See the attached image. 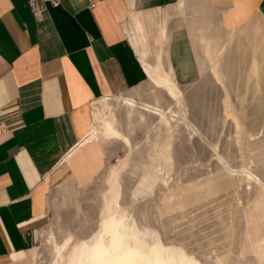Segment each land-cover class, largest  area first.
<instances>
[{"label": "rangeland", "instance_id": "obj_1", "mask_svg": "<svg viewBox=\"0 0 264 264\" xmlns=\"http://www.w3.org/2000/svg\"><path fill=\"white\" fill-rule=\"evenodd\" d=\"M195 1L181 2L185 14L171 7L156 16L170 33L186 17L211 19L209 69L182 76L168 51L164 75L149 78L161 52L148 41L156 50L145 59L143 82L84 110L100 167L81 184L66 179L49 188L26 264H68L63 257L99 231L114 196L138 228L199 264H264V21L256 0L235 23L224 22L230 0ZM126 98L152 109L131 110Z\"/></svg>", "mask_w": 264, "mask_h": 264}, {"label": "crops", "instance_id": "obj_2", "mask_svg": "<svg viewBox=\"0 0 264 264\" xmlns=\"http://www.w3.org/2000/svg\"><path fill=\"white\" fill-rule=\"evenodd\" d=\"M182 1L56 0L53 7L34 0L31 11L27 0H0V264H26L50 187L66 179L81 184L100 167L94 146L84 164L72 157L84 140V110L140 85L156 48L161 55L149 78L164 75L168 51L182 76L209 69L213 21L186 17L170 33L156 16L171 7L185 14ZM227 4L224 22L235 23L253 2ZM254 10L264 21V0Z\"/></svg>", "mask_w": 264, "mask_h": 264}, {"label": "bare ground", "instance_id": "obj_3", "mask_svg": "<svg viewBox=\"0 0 264 264\" xmlns=\"http://www.w3.org/2000/svg\"><path fill=\"white\" fill-rule=\"evenodd\" d=\"M256 30L258 28L253 30L254 34ZM256 35L254 37L259 38ZM253 41L254 46L259 44L255 39ZM98 102H108V99L104 98ZM125 104L131 110L139 106L143 109H152L149 105L136 103L132 98H126ZM158 111L163 115L165 114L163 110L159 109ZM168 114L170 118L174 115L171 110ZM84 128V140H80L81 142L73 151L72 156L78 164H84L82 159L85 156L91 158V146L95 147V131L90 125L89 116L84 118ZM110 204L108 214H105L106 216L103 217L100 226H98L100 227L98 228L99 231L89 241L81 243L79 248L76 247L78 250L71 248L68 257L62 256L68 264H89V259L95 255L100 256V264H199L182 250L164 246L150 230L138 228L134 221L118 208L115 196Z\"/></svg>", "mask_w": 264, "mask_h": 264}, {"label": "built area", "instance_id": "obj_4", "mask_svg": "<svg viewBox=\"0 0 264 264\" xmlns=\"http://www.w3.org/2000/svg\"><path fill=\"white\" fill-rule=\"evenodd\" d=\"M44 2H48L51 6L55 7L57 6L56 0H42ZM27 5L30 8V10H33L34 7V0H27ZM0 129H1V124H0Z\"/></svg>", "mask_w": 264, "mask_h": 264}]
</instances>
